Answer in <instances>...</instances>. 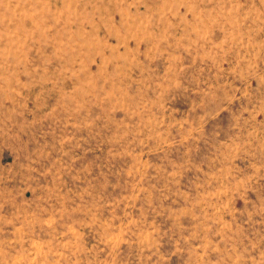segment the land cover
<instances>
[{
  "label": "rangeland",
  "instance_id": "374dc122",
  "mask_svg": "<svg viewBox=\"0 0 264 264\" xmlns=\"http://www.w3.org/2000/svg\"><path fill=\"white\" fill-rule=\"evenodd\" d=\"M0 264H264V0H0Z\"/></svg>",
  "mask_w": 264,
  "mask_h": 264
}]
</instances>
